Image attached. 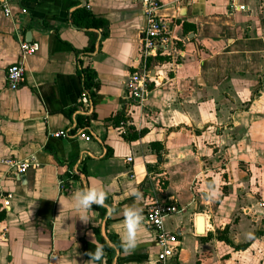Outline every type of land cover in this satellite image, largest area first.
I'll list each match as a JSON object with an SVG mask.
<instances>
[{"label":"crops","instance_id":"crops-1","mask_svg":"<svg viewBox=\"0 0 264 264\" xmlns=\"http://www.w3.org/2000/svg\"><path fill=\"white\" fill-rule=\"evenodd\" d=\"M6 1L0 264H84L95 250L89 232L104 247L102 264H158L145 222L139 247L125 253L123 217L108 215L131 204L134 190L142 193L143 215L153 200L178 208L164 229L178 235L179 264H264V0H160L180 52L148 59L153 78L142 108L124 99L146 27L139 0ZM231 1L244 9H231ZM79 9L105 28L76 26ZM20 40L37 42L38 50L22 57ZM19 62L25 76L12 90L5 71ZM84 68L98 87L86 113L95 117L81 137ZM120 119L130 123L126 134ZM57 130L68 136H48ZM9 159L38 165L18 173ZM92 183L108 197L104 207L92 206L85 225L70 201ZM211 184L214 199L206 195Z\"/></svg>","mask_w":264,"mask_h":264},{"label":"built area","instance_id":"built-area-1","mask_svg":"<svg viewBox=\"0 0 264 264\" xmlns=\"http://www.w3.org/2000/svg\"><path fill=\"white\" fill-rule=\"evenodd\" d=\"M142 10L146 16V27L143 31L140 55L138 57V66L126 75L124 79V99L129 106L142 108L150 94L149 84L152 81L150 69L147 67V61L151 57L170 56L173 53H179L177 46V37L174 35L172 27L166 19L160 15L162 4L160 0H139ZM243 4L230 3L231 9H244ZM0 10L6 16H11V10L6 0H0ZM22 12H25L22 9ZM38 50L37 42H28L20 40V54L22 57L31 55ZM179 55V54H178ZM25 68L22 63L11 64L6 68L5 80L7 86L16 90L24 80ZM79 104L85 113L92 111V102L83 88L79 96ZM121 133L126 134L130 125L126 120L119 122ZM86 129H80L78 136L86 137ZM48 136L54 138H65L68 136L66 130H57L49 132ZM6 162L14 165L18 173L24 172L30 166L38 164L33 160H24L14 162L9 159ZM0 187V196H2ZM178 211V208L171 203L153 200L150 202L144 214V222L155 233V242L158 247V264H179L178 260V235L164 229V220ZM162 221V223H158Z\"/></svg>","mask_w":264,"mask_h":264},{"label":"clouds","instance_id":"clouds-1","mask_svg":"<svg viewBox=\"0 0 264 264\" xmlns=\"http://www.w3.org/2000/svg\"><path fill=\"white\" fill-rule=\"evenodd\" d=\"M206 195L209 199H214L217 195L215 184L208 186ZM134 200L131 204L120 209L118 212L114 208H108V215H121L123 217L122 230L118 231L120 237V247L125 253L134 252L140 244L141 227L144 222L143 208L140 206L139 201L142 199V193L138 190H134L131 193ZM108 193L106 189L97 184L92 183L83 188L76 189L71 196V206L78 213V218L87 225L92 218L88 215L89 210L93 205L104 207L107 200ZM62 205V209L65 207V202L59 200ZM158 223H162L159 221ZM91 237V243L95 245L94 251H87V255L90 259L85 261L84 264H102L104 257V247L95 242V234L87 233Z\"/></svg>","mask_w":264,"mask_h":264},{"label":"trees","instance_id":"trees-1","mask_svg":"<svg viewBox=\"0 0 264 264\" xmlns=\"http://www.w3.org/2000/svg\"><path fill=\"white\" fill-rule=\"evenodd\" d=\"M72 22L78 26H84V27H101V28H105L106 26V22L103 20H97L95 18H93L88 12L83 11V9H79L77 11H75V13L72 16ZM81 74L84 80V89L87 92L90 100L92 99V97L95 95V91L97 90L98 84L95 81V73L93 71H91L88 68H84L81 70ZM91 117H95L94 114H86V113H82L80 115H77V121H78V126L81 127L82 129H87V123L88 120ZM122 119H120L119 121H121ZM119 123V122H118ZM81 171L85 173V170H83V168L81 169ZM68 186H66L65 188H67ZM255 236L252 235V238ZM245 246V245H242ZM107 250H109L108 247H106ZM110 263V259L108 260V264Z\"/></svg>","mask_w":264,"mask_h":264},{"label":"water","instance_id":"water-1","mask_svg":"<svg viewBox=\"0 0 264 264\" xmlns=\"http://www.w3.org/2000/svg\"><path fill=\"white\" fill-rule=\"evenodd\" d=\"M82 5H86V2H85V1H82ZM75 169H76V168H75ZM75 169H73L72 172H73L74 174H78V172H77Z\"/></svg>","mask_w":264,"mask_h":264}]
</instances>
